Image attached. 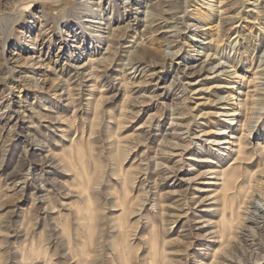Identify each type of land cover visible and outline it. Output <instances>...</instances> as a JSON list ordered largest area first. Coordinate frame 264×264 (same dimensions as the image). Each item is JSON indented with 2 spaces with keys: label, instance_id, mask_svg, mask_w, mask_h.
Instances as JSON below:
<instances>
[{
  "label": "rangeland",
  "instance_id": "rangeland-1",
  "mask_svg": "<svg viewBox=\"0 0 264 264\" xmlns=\"http://www.w3.org/2000/svg\"><path fill=\"white\" fill-rule=\"evenodd\" d=\"M92 1L99 23L79 0H0V264H264L249 204L218 232L238 140L244 156L264 144V0H188L172 44L142 13L163 0ZM202 47L230 76L188 68Z\"/></svg>",
  "mask_w": 264,
  "mask_h": 264
},
{
  "label": "bare ground",
  "instance_id": "bare-ground-1",
  "mask_svg": "<svg viewBox=\"0 0 264 264\" xmlns=\"http://www.w3.org/2000/svg\"><path fill=\"white\" fill-rule=\"evenodd\" d=\"M136 1H138V0H136ZM201 1H203V0H201ZM125 2H128V0H125ZM235 2H236V0H235ZM91 4H98V2L96 3V2H94L92 0H79V2H78V5H80L81 8H90L89 10L91 12H93V14L91 16H89L90 17L89 18V22L91 24H93L94 22H98L99 20L97 21V19H96L97 18V16L95 15L96 9H94V7H93L94 5L93 6H89ZM187 4H188V0H163L162 1V5H163L162 6L163 7L162 12H164V13H162V14L165 15L163 17H161V15H159V17H158V13L155 11L154 8H151L150 5H147V4L144 5L145 10L142 13L145 15V22L147 23V25H145V26L146 27H148L149 25L151 26V24H154L156 22L155 25L159 24L160 26L156 27L155 29H153V32L157 31L159 29L163 30V31H160V32H162V37L167 40L168 44H172L173 40H170V38L174 37V36H177V34H180L178 32L177 26H175V23L177 22L178 19H184V17L186 16V14H187V6H188ZM249 4L253 5V3H249ZM213 5L214 4H211V3L209 4L208 3L205 6V9H203V12L200 15H203L205 18L210 19L211 16H212L211 8L213 7ZM128 6H129V3L127 5H125V6H122V8H124V11L127 10ZM112 10H115L114 7L112 8ZM116 12H117L118 15L121 14L119 12L118 8H117ZM88 13H90V12H88ZM256 14H261V17L264 19V4L260 7L259 10H257ZM4 18H6V17H4ZM189 18L191 19V17H189ZM129 22H130L129 20L125 21L124 25H122V26L121 25H117L116 27L112 28V50H113V51H111L112 53H116V48H117L116 45H118L119 40H121L124 37L125 31L128 30V28L130 27ZM155 25H153V26H155ZM181 25H182V23H181ZM185 25H187V26H195L194 27L195 30H198L201 27L200 24L197 25L195 23H192L191 20H189L187 23H185ZM195 36H197L196 33L193 34V37H195ZM193 37H192V39H193ZM174 39H176V38H174ZM108 46H109V44H108ZM108 46L106 47L105 52H108V50H109ZM126 52H127V58L126 59L131 64V65H129V63H128L127 65H129L130 68L135 69V70L140 66V64H141L140 61L143 58L147 57V55L149 54V51L147 50V48H144V47L143 48L134 49V50L130 49V50H127ZM209 52L210 51H205L204 48L202 47V50H199V54H200V56L205 57V59L202 60L201 62H199L198 64L192 65V66H190L188 68L190 69V68L195 67V68H197L196 71H202V73L203 72H207L208 74L211 73V74H214V76H218L220 74L230 76V73H232V72H229V70H227L225 68L226 66L221 64V63H219V62L217 64L213 65L211 69L207 67V65L210 63V59H211V57L208 56ZM169 54L170 53L168 52V55ZM100 58L99 59H95V58H92L91 56H89L87 62L83 63V67L84 66H88L87 64L90 61H94L93 63H97L96 64L97 67L98 66L104 67L105 65H107L108 56H102ZM208 59H209V61H208ZM260 62H261V64H263L264 63V59H260ZM233 66L234 65H231L230 67H233ZM258 67H260V64L258 65ZM259 75H260L261 79H264V67H262L260 69ZM206 76H204V78ZM245 96H247V95H245ZM222 98H223L222 96H219V100L220 101H222ZM234 114L235 113L233 112L231 114V116L234 115ZM224 142L225 141H221L220 142L218 139H214V140L210 141V143L212 145H218V144H221V143H224ZM244 148H243V145H242L241 141L238 140L236 148L234 150L235 155L232 158L231 163H230L231 164V169L228 171L227 175L224 177V179H222V182H221V187L220 188L222 190V194H221V212H220V216L222 217V220H221L220 230L218 231L219 232V237H220V240H219L220 244H222V243H224V241H226V238H224L225 237V233L230 232V230L233 229V224L235 223V222L233 223V220L239 219V218L241 219V217L239 215V211H240L239 209L241 208L242 203H244V206L248 205V204L250 205V206H248L249 210H248V207H246V214L247 215L244 217V220L247 221V222H251L257 228H261V229L264 228V166L261 168V164H262V162H264V144L262 145V148L259 150V152L256 151L257 153L254 154V155L244 156V154H245L244 150H243ZM171 154L172 155H174V154L177 155V152H171ZM199 160L202 161V162H209L210 161V159H208L207 157L200 158ZM252 160L257 161V166H256L257 170H255V171H248V170L244 171L246 169H243V168H246L245 167L246 165L251 164ZM252 165H253V163L251 164V166ZM243 183H245V184L246 183L247 184L250 183V184H252V186H251L250 189L247 190V188L245 187L247 185H245ZM235 198H239L240 200H237ZM122 200L124 201V198ZM122 208H123V206H122ZM123 209H125V208H123ZM226 210H228L229 213H230V219H228V220H226V214H225ZM242 219H243V217H242ZM155 243H156V240L153 239V244H155ZM153 244H151V249H152V245ZM221 251H222V253L224 252L223 248L220 249V253H221ZM213 252L216 253L215 251H213ZM221 256H222L221 254H220V256L218 254V257H221Z\"/></svg>",
  "mask_w": 264,
  "mask_h": 264
}]
</instances>
